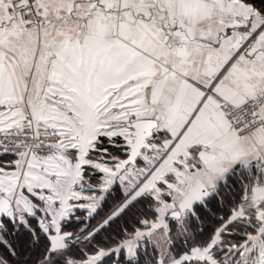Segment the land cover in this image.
<instances>
[{
	"label": "snow or ice",
	"instance_id": "snow-or-ice-1",
	"mask_svg": "<svg viewBox=\"0 0 264 264\" xmlns=\"http://www.w3.org/2000/svg\"><path fill=\"white\" fill-rule=\"evenodd\" d=\"M0 264H264V0H0Z\"/></svg>",
	"mask_w": 264,
	"mask_h": 264
}]
</instances>
